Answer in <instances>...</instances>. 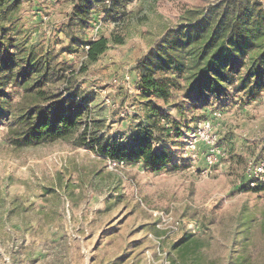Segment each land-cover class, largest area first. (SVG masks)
I'll list each match as a JSON object with an SVG mask.
<instances>
[{"label": "rangeland", "instance_id": "obj_1", "mask_svg": "<svg viewBox=\"0 0 264 264\" xmlns=\"http://www.w3.org/2000/svg\"><path fill=\"white\" fill-rule=\"evenodd\" d=\"M216 1L104 0L92 7L84 40L116 35L124 43L111 44L85 71L86 47L61 52L66 71L53 89L61 91L69 79L70 92L87 103L81 129L15 149L0 120V264H232L242 218L252 225L251 239L242 242L246 264H264V188L253 190L264 184L250 187L246 174L250 163H264V92L250 104L230 96L183 114L175 107L180 95L163 104L137 87V66L149 48ZM71 7L70 0H22L21 23L31 42L66 47ZM126 73L130 93L113 83ZM203 121L211 123L221 150L213 165L208 143L190 140ZM161 123L179 125L182 135L167 139ZM140 142L168 147L174 163L150 170L102 152ZM186 231L204 245L175 248Z\"/></svg>", "mask_w": 264, "mask_h": 264}, {"label": "trees", "instance_id": "obj_2", "mask_svg": "<svg viewBox=\"0 0 264 264\" xmlns=\"http://www.w3.org/2000/svg\"><path fill=\"white\" fill-rule=\"evenodd\" d=\"M70 1L65 31L68 45L55 51L31 42L21 23L22 0H0V120L8 124L5 142L15 149L62 140L83 126L87 103L70 92V80L61 91L53 89L54 80L66 71L59 61L64 51L86 47L85 71L111 44L124 43L116 35L85 41L82 33L91 9L104 0ZM137 72V87L146 98L169 104L180 95L175 107L183 114L230 96L248 104L256 101L264 92V0H218L210 4L196 21L168 29L149 48ZM161 126L167 139L182 135L179 125L171 129ZM102 152L115 163H141L150 170H160L175 161L168 147L155 149L151 142L105 146ZM237 223L233 242H237L240 254L232 264H246L248 247L242 242L251 239L252 225L247 218ZM195 238L186 231L175 248L204 245L202 239Z\"/></svg>", "mask_w": 264, "mask_h": 264}, {"label": "built area", "instance_id": "obj_3", "mask_svg": "<svg viewBox=\"0 0 264 264\" xmlns=\"http://www.w3.org/2000/svg\"><path fill=\"white\" fill-rule=\"evenodd\" d=\"M131 78L132 76L126 73L123 78L114 77V84H123L131 92ZM137 80H139V75H137ZM212 131V125L208 121H203L197 125L195 128L193 135L191 137V142L196 144L198 141H205L208 143L210 151L207 156V161L210 165L215 164L218 160V157L221 154V150L216 146V137L210 135ZM249 186L254 188L259 183L264 184V163L252 164L250 163L247 167L246 171Z\"/></svg>", "mask_w": 264, "mask_h": 264}]
</instances>
